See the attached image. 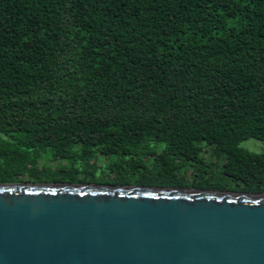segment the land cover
Wrapping results in <instances>:
<instances>
[{"label": "trees", "instance_id": "16d2710c", "mask_svg": "<svg viewBox=\"0 0 264 264\" xmlns=\"http://www.w3.org/2000/svg\"><path fill=\"white\" fill-rule=\"evenodd\" d=\"M264 0H0V184L264 193Z\"/></svg>", "mask_w": 264, "mask_h": 264}, {"label": "water", "instance_id": "95a60500", "mask_svg": "<svg viewBox=\"0 0 264 264\" xmlns=\"http://www.w3.org/2000/svg\"><path fill=\"white\" fill-rule=\"evenodd\" d=\"M0 264H264V193L0 184Z\"/></svg>", "mask_w": 264, "mask_h": 264}, {"label": "rangeland", "instance_id": "374dc122", "mask_svg": "<svg viewBox=\"0 0 264 264\" xmlns=\"http://www.w3.org/2000/svg\"><path fill=\"white\" fill-rule=\"evenodd\" d=\"M239 147L250 153L261 154L264 153V141H257L248 139L239 144Z\"/></svg>", "mask_w": 264, "mask_h": 264}]
</instances>
